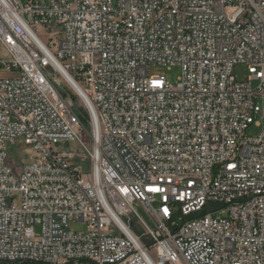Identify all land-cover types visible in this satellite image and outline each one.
<instances>
[{"label":"built area","instance_id":"obj_1","mask_svg":"<svg viewBox=\"0 0 264 264\" xmlns=\"http://www.w3.org/2000/svg\"><path fill=\"white\" fill-rule=\"evenodd\" d=\"M0 48V264H264V0H0Z\"/></svg>","mask_w":264,"mask_h":264},{"label":"rangeland","instance_id":"obj_2","mask_svg":"<svg viewBox=\"0 0 264 264\" xmlns=\"http://www.w3.org/2000/svg\"><path fill=\"white\" fill-rule=\"evenodd\" d=\"M24 2V0H23ZM7 57L6 52H4L0 48V59H5ZM180 67L174 66V67H162L159 65H152L147 68V74L149 77H157V76H162L164 77L168 82L170 83H175L177 81V78L180 76ZM247 70L246 67L243 65H238L235 67V77L238 82H242L246 80L247 77ZM14 76V73H4L0 71V78H11ZM62 89L64 93H66L69 96L70 102H72L75 106L80 108V103L75 96V94L69 89L68 86L65 85L64 82H62ZM261 132V128L256 127L255 124H252L248 130L246 131L247 136H257ZM73 144H62L58 145V148H62L63 150L71 147ZM29 150L28 147L23 146L21 144H16V146L12 149V159L16 160L18 157L21 155L24 156L25 152ZM70 228L73 230H85V226L77 223H70ZM39 231V229H37Z\"/></svg>","mask_w":264,"mask_h":264}]
</instances>
